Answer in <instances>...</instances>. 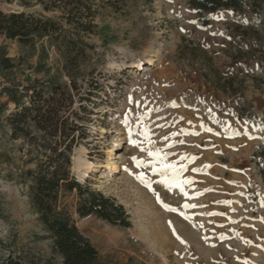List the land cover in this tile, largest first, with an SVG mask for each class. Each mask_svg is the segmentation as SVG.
I'll list each match as a JSON object with an SVG mask.
<instances>
[{
    "label": "rangeland",
    "instance_id": "rangeland-1",
    "mask_svg": "<svg viewBox=\"0 0 264 264\" xmlns=\"http://www.w3.org/2000/svg\"><path fill=\"white\" fill-rule=\"evenodd\" d=\"M51 1L0 0L3 14L33 13L59 27L26 43L0 34V75L25 85L0 96V264H61L26 176L41 132L32 117L17 126L13 116L34 92L54 90L67 98L59 115L78 120L86 135L73 149L74 176L85 171L79 181L129 215L130 227L115 226L80 217L75 192L61 198L100 263L264 264L255 156L264 148V5L260 20L219 11L203 23L188 0H82L95 13L94 28L77 34L71 7ZM138 60L143 68L133 67ZM173 180L190 183L181 191Z\"/></svg>",
    "mask_w": 264,
    "mask_h": 264
},
{
    "label": "trees",
    "instance_id": "trees-1",
    "mask_svg": "<svg viewBox=\"0 0 264 264\" xmlns=\"http://www.w3.org/2000/svg\"><path fill=\"white\" fill-rule=\"evenodd\" d=\"M51 4L54 7H71L68 16L74 19L77 34L92 33L95 13L91 6L84 5L82 0H54ZM188 5L200 15L203 23H207L210 15L219 11L246 13L260 20L264 0H188ZM57 31V23L49 18L25 12H0V34L6 38L26 43L33 33L52 37ZM66 102L67 98L57 97L55 90L48 97L34 92L29 106L22 107L13 115L17 126L27 116L32 117L41 132L35 167L26 171L30 198L43 230L52 239L53 251L62 259L61 264H103L98 260L97 249L60 204L61 198L75 192L76 212L80 217L93 215L111 225L130 227L129 215L113 197L105 196L100 190L87 182H80L74 176L73 149L86 135L81 131L82 125L78 120L68 123V119L59 115ZM249 121L259 122L256 119ZM255 156L264 186V148H260ZM3 246L8 248L7 245ZM6 264L19 263L9 259Z\"/></svg>",
    "mask_w": 264,
    "mask_h": 264
},
{
    "label": "snow or ice",
    "instance_id": "snow-or-ice-1",
    "mask_svg": "<svg viewBox=\"0 0 264 264\" xmlns=\"http://www.w3.org/2000/svg\"><path fill=\"white\" fill-rule=\"evenodd\" d=\"M209 131H211V129H209ZM129 142H130V143H133V144L136 143L135 141H131V140H130ZM142 150H143V149H142ZM148 154H149V156L158 155V154H159V150H157L156 152L149 151ZM132 160H133L134 162L137 163V166H140V163H142V162H139V161L137 160L136 157H132ZM163 169H172V170L174 171L173 165H171V164H161V171H162ZM153 171H157V169H156V168H153ZM193 171H195V169H193ZM142 177H143V173H141V175L138 176L137 178H138V179H141L143 183L147 184V181H144V180L142 179ZM173 183H174L177 187H181L182 184H184V183H190V181H178V180H173ZM181 191H183L182 187H181ZM157 200H158V202H160V201H159V196H158V195H157ZM161 203H162V202H161ZM225 203H227V202H225ZM164 207H165L166 209H168L169 211H177V210L174 209V208H169L168 205H164ZM184 207H185V208H188V207H195V205L185 204ZM209 215H215V213H209ZM185 219H187V217H185ZM177 238L179 239V237H177ZM181 242L183 243L184 241H181ZM245 243H246V244H249L250 241H245ZM244 264H248V261L245 260V261H244Z\"/></svg>",
    "mask_w": 264,
    "mask_h": 264
},
{
    "label": "bare ground",
    "instance_id": "bare-ground-1",
    "mask_svg": "<svg viewBox=\"0 0 264 264\" xmlns=\"http://www.w3.org/2000/svg\"><path fill=\"white\" fill-rule=\"evenodd\" d=\"M152 61H153V58L148 57V63H151ZM123 67H124L123 65L118 66V68H123ZM133 67H136L137 69L143 68L141 66L140 60H138ZM115 157H116L115 151L113 150V148H109V150H108V165H114L113 167L116 169V165H115V161H114ZM83 164H84L85 169H87V167L92 165V162L85 159ZM98 167H99L98 164L94 165V168H95L94 170L97 171ZM84 174H85V171H82L81 173H79V175H78L79 180L84 176ZM113 178H111V180H114L116 177L114 179ZM104 186H105V184L102 187H104ZM84 222H85V220H84ZM81 225H83L82 222H81Z\"/></svg>",
    "mask_w": 264,
    "mask_h": 264
},
{
    "label": "built area",
    "instance_id": "built-area-1",
    "mask_svg": "<svg viewBox=\"0 0 264 264\" xmlns=\"http://www.w3.org/2000/svg\"><path fill=\"white\" fill-rule=\"evenodd\" d=\"M12 88H15V90L13 91L15 94L25 92V85L21 84V85L14 86L11 80H8L4 76L0 75V96L6 95V92L8 90H11Z\"/></svg>",
    "mask_w": 264,
    "mask_h": 264
}]
</instances>
